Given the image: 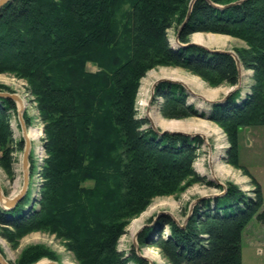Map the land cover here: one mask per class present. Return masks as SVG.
Listing matches in <instances>:
<instances>
[{
  "label": "trees",
  "instance_id": "trees-1",
  "mask_svg": "<svg viewBox=\"0 0 264 264\" xmlns=\"http://www.w3.org/2000/svg\"><path fill=\"white\" fill-rule=\"evenodd\" d=\"M190 1L11 0L0 9V73L30 83L48 154L39 200L30 204L29 191L12 208L0 203L3 236L13 241L48 229L69 241L81 264L145 262L134 248L129 255L118 249L128 219L154 197L182 190L184 181H201L193 165L202 138L142 128L148 121L137 117L135 105L141 79L153 67L175 65L216 83L239 82L232 55L171 45L168 30L184 21ZM195 32L231 34L250 46L238 55L255 71L252 94L238 104L240 93H234L225 105L215 104L211 115L228 131L233 163L240 166V128L264 125V0L224 8L196 0L179 42L189 43ZM156 94L166 98L168 117L198 114L186 105L180 84L159 83ZM15 106L13 99L0 97V161L23 148L22 140L13 146ZM254 182L255 197L228 182L223 195L198 202L184 225L162 214L156 226L139 233L140 247L158 246L169 264H243L245 228L254 217L264 223V195ZM43 257L56 260L47 248L31 246L12 264H35Z\"/></svg>",
  "mask_w": 264,
  "mask_h": 264
},
{
  "label": "rangeland",
  "instance_id": "rangeland-1",
  "mask_svg": "<svg viewBox=\"0 0 264 264\" xmlns=\"http://www.w3.org/2000/svg\"><path fill=\"white\" fill-rule=\"evenodd\" d=\"M182 23H176L168 30L169 41L175 48L179 46L177 33ZM197 33L203 34L202 42L195 40L198 35ZM189 39L190 42H195V45L207 47L210 51H231L238 57L239 50L249 49L250 47L244 39L226 33L195 32L190 35ZM88 68L90 70H97V66L91 63L88 64ZM163 71H167L168 73L176 72L179 77L173 75L164 76L162 75ZM238 72L239 82L236 85L228 84L226 81L216 83L218 79H206L185 67L175 65H158L153 67L141 79L135 105L137 117L146 118L148 121L142 128L147 129L152 127L161 133L163 131L166 132L165 130L167 129L154 119L156 111L165 121L177 120L186 123L188 125L186 129L189 126L192 127L189 128L190 130L178 131L192 138L198 136L202 138V144L197 147V158L193 165L196 173L201 176V181H184L182 183V190L173 194L154 197L146 210L137 216L129 218L125 233L119 239L118 244V249L125 252V255H129L134 248L137 254H143L146 257L144 258L145 262L143 264H169L168 259L156 245L140 247L141 249L138 252L137 246L135 245V235L129 230L130 225L135 219L143 218L142 225L136 233L146 224L147 226H156V221L162 214H169L178 224L184 225L198 202L205 198L223 195L228 182L238 185L248 196L255 197L256 193L254 191L257 187L256 182H254L255 179L264 195V125L244 126L240 128L238 134L240 166H238L233 163L231 157L232 144L228 131L224 126L211 118L215 104L225 105L230 96L236 92L240 93L237 99L238 104H243L249 95L252 94L253 86L256 84L255 71L246 68L240 59V70L238 69ZM196 76L203 83V87L183 79ZM161 78L174 79L176 80V84L184 86L187 93L186 105H193L198 111V114L182 118L166 116L164 114L166 98L158 96L156 94L157 86L155 87V84ZM144 88L145 90L148 89V95L146 94V96L143 94L144 92L146 93ZM232 90L234 91L224 100L225 95ZM208 91L214 92L215 94L208 96ZM0 92L15 94L21 99L20 102L14 100L16 109L11 111L10 125L13 131V146L17 142L23 141V148H15L11 153V160L8 159L7 161V158H5L0 161V184L2 192L6 197L12 198L18 195L23 189L25 180L23 157L27 144L26 139H28L30 141V181L27 193L29 191L31 192L30 204L33 205L40 198L42 184L44 183V177L42 175L43 166L46 157H48L45 148V124L39 110L38 100L32 92L28 80L18 77L13 73H0ZM23 101L25 105L21 107L20 104ZM209 101H213L214 103H210ZM217 101H221V103ZM26 116L29 117L28 121ZM37 127L42 129V135L37 139L28 137V132ZM39 147H41L42 152L39 151ZM1 155L2 152L0 151ZM31 165H33V170L31 169ZM220 166L222 168L223 166L225 167V171L222 174L219 172L221 169ZM245 168L248 170V173ZM87 185L92 184L88 182ZM200 197L202 199L198 201ZM30 204L26 209L31 206ZM36 207H38V204H36ZM2 231L0 227V253L11 264L15 263L23 251L31 246L45 247L56 256V260L43 257L35 264L52 261L58 264H81L75 253L71 250L69 241L56 232L48 229H36L14 237L13 241H10L3 236ZM155 231L158 232L157 229ZM168 231L169 228L166 227L163 234H166ZM137 243H139L138 237ZM148 248L152 249L156 255H159L161 261L145 255L144 251ZM241 251L243 264H264V223L260 222L257 217H254L250 221L243 232ZM129 264L138 263L130 262Z\"/></svg>",
  "mask_w": 264,
  "mask_h": 264
},
{
  "label": "water",
  "instance_id": "water-1",
  "mask_svg": "<svg viewBox=\"0 0 264 264\" xmlns=\"http://www.w3.org/2000/svg\"><path fill=\"white\" fill-rule=\"evenodd\" d=\"M11 0H0V9L7 3ZM196 0H191L190 1V5H189V10H188V13H187V16H186V19L184 20V22L182 23V25L180 26V29L177 33V41L179 42V35H180V32L181 30L184 28L185 24L187 23L189 17H190V13L192 11V8H193V5L195 3ZM212 6L214 7H217V8H224V7H228L230 5H235V4H238V3H242L244 2L245 0H237L233 3H229V4H226V5H220V4H217L215 2H213L212 0H207ZM190 44H195V42H189L187 44H182L183 46H187V45H190ZM207 48V47H206ZM213 52H225V53H228L230 55H232L237 63V66H238V69L240 70V59L239 57L231 52V51H223V50H212ZM162 82H168V83H173L175 82V80H172V79H169V78H161L157 81V83L155 84V87L159 84V83H162ZM234 90H232L231 92L227 93L225 95V99H227L229 97V95L233 92ZM0 97H5V98H10V99H13V100H16V101H21V99L15 95V94H11V93H8V92H0ZM223 100V101H224ZM210 103H214L213 101H209ZM217 102H220L221 101H217ZM25 131V130H24ZM157 131V130H156ZM167 131V130H166ZM158 132V131H157ZM164 132V131H163ZM158 133H161V132H158ZM26 139V138H25ZM27 141V144H26V148H25V152H24V157H23V166H24V171H25V180H24V186H23V189L21 190L20 193H18V195H16L15 197H6L3 192H2V187H1V184H0V203L3 207L5 208H12L14 207L15 205H17V203H19L24 197L25 195L27 194V190L29 188V181H30V169H29V157H30V141L28 139H26ZM202 198L200 197L198 199L201 200ZM158 218V217H157ZM147 226L144 225L143 227L140 228V230L137 232L136 234V237H135V245L137 246V249H138V252L140 251V245L139 243H137V237H138V234L139 232L145 227ZM138 255L142 258H146L143 254H139ZM0 264H11L8 260H6V258H4V256L0 253ZM43 264H58L57 262H47V263H43Z\"/></svg>",
  "mask_w": 264,
  "mask_h": 264
},
{
  "label": "bare ground",
  "instance_id": "bare-ground-1",
  "mask_svg": "<svg viewBox=\"0 0 264 264\" xmlns=\"http://www.w3.org/2000/svg\"><path fill=\"white\" fill-rule=\"evenodd\" d=\"M198 35L196 36V41H199V42H202L203 41V34L202 33H197ZM179 46H183L182 43L178 42ZM162 75L164 76H168V75H173V76H178L176 72H167V71H163L162 72ZM179 77V76H178ZM180 77H183V76H180ZM170 79V78H169ZM185 80H187L188 82L190 83H193V84H196V85H199L201 87H203V83L200 81L199 77H193V78H183ZM174 80V79H173ZM176 81V80H175ZM175 83V82H173ZM181 83V82H180ZM145 90V88H144ZM147 90L146 89V93L142 92L145 96L147 94ZM141 93V92H140ZM209 95L208 96H213L215 93L214 92H209ZM148 95V94H147ZM21 107H23L25 105L24 101L22 102V104H20ZM155 115V114H154ZM154 119L155 121H157L158 123H160L163 127H165L167 129L166 132H171V133H182L181 131H178V130H188L189 128H192L189 126L188 129H186V126H188L186 123H183V122H180V121H177V120H172V121H165L162 119V117L160 116V114L156 111V115L154 116ZM201 127V126H200ZM173 129V130H172ZM190 130V129H189ZM159 132V131H158ZM42 129L40 127H37V128H34V129H31L29 132H28V137L30 138H33V139H37L40 137V135H42ZM164 133V132H163ZM162 134V133H161ZM39 151L42 152V149L41 147H39ZM218 158V157H217ZM218 166V165H217ZM221 167V166H220ZM225 167L223 166V168L221 167V169L219 170V172L222 174L225 169ZM142 222H143V218H139V219H135L132 224L130 225L129 227V230L131 231V233L133 235H135L136 237V231L138 230V228L142 225ZM136 233V234H135ZM5 245V244H4ZM144 254L147 255L148 257L152 258V259H156V260H160V256L159 255H156L155 253H153L152 249L148 248V249H145L144 251Z\"/></svg>",
  "mask_w": 264,
  "mask_h": 264
}]
</instances>
